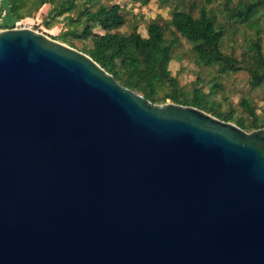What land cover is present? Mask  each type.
<instances>
[{"label": "water", "instance_id": "obj_1", "mask_svg": "<svg viewBox=\"0 0 264 264\" xmlns=\"http://www.w3.org/2000/svg\"><path fill=\"white\" fill-rule=\"evenodd\" d=\"M0 264H264V129L0 30Z\"/></svg>", "mask_w": 264, "mask_h": 264}, {"label": "trees", "instance_id": "obj_2", "mask_svg": "<svg viewBox=\"0 0 264 264\" xmlns=\"http://www.w3.org/2000/svg\"><path fill=\"white\" fill-rule=\"evenodd\" d=\"M151 0H143L147 5ZM163 6L177 0H158ZM51 0H0V30L14 28V23L31 18ZM99 0H88L77 7L76 0H58L48 16L71 15L76 11V19L70 18L76 28L68 30L60 40L79 49L73 42L76 39H92V46L82 47L79 51L90 56L107 73L112 75L123 87L128 88L153 104H174L191 106L212 116L236 124L247 132L264 129V118L258 113L249 99L241 100V107L247 114V120L234 117L233 112L225 113L215 107L210 100L211 93L203 87L195 86L191 92H185L176 77L172 75L173 45L167 41L165 29L158 21L148 26V36L143 37L134 31L122 34L117 30L126 24L118 4L92 7ZM230 21L245 26L255 34L248 48V56L239 60L223 51V30L216 24L215 18L206 8H201L199 16L176 7L169 25L173 27L191 45L197 63L205 68H217L220 74L238 73L246 70L251 84L264 88V50L261 35L264 33V0H244L236 6L227 7ZM46 26L50 29L49 22ZM99 27L103 33L93 32ZM219 87V84H214ZM168 86L171 92L160 96L161 87Z\"/></svg>", "mask_w": 264, "mask_h": 264}, {"label": "rangeland", "instance_id": "obj_3", "mask_svg": "<svg viewBox=\"0 0 264 264\" xmlns=\"http://www.w3.org/2000/svg\"><path fill=\"white\" fill-rule=\"evenodd\" d=\"M57 1L51 0L38 12H33L31 18L15 22L14 28L31 29L63 43L60 37L68 30L76 28L75 23L69 19L75 20L77 14L76 11H73L71 15L48 16ZM241 1L244 0H177L172 1L170 5L163 6L158 0H151L147 5H143V0H99L98 3H94L92 9L96 10L99 5H120L121 14L126 19V24L117 30L122 34L136 31L143 37H147L148 26L153 21H158L165 29L167 41L173 45L170 70L185 92H191L195 86L203 87L204 92L211 93L210 100L216 108L225 113L233 112L234 117L246 120L247 114L240 104L242 99H249L257 113L264 118V88L253 86L251 77L246 70L223 75L218 73L217 68L200 66L195 58L192 45L169 25L176 7L191 12L195 17L199 16L200 9L204 7L223 30V51L242 60L249 55L248 48L256 37L253 31L245 26L237 25L229 19L227 7L236 6ZM82 2H88V0H76L77 7ZM47 22L51 25L50 29L46 26ZM262 23L264 24V17ZM93 32L101 34L103 30L96 26ZM72 40L79 49L92 46L90 37L88 39L73 38ZM261 44L264 50V33L261 35ZM214 84L220 86L215 87ZM169 92H171L170 87H161L160 96ZM167 103L172 102L168 100Z\"/></svg>", "mask_w": 264, "mask_h": 264}]
</instances>
